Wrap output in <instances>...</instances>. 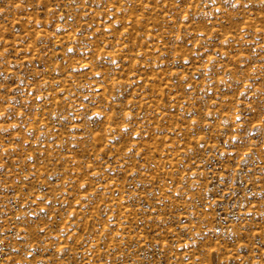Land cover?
<instances>
[{
    "label": "rangeland",
    "instance_id": "374dc122",
    "mask_svg": "<svg viewBox=\"0 0 264 264\" xmlns=\"http://www.w3.org/2000/svg\"><path fill=\"white\" fill-rule=\"evenodd\" d=\"M0 264H264V0H0Z\"/></svg>",
    "mask_w": 264,
    "mask_h": 264
}]
</instances>
